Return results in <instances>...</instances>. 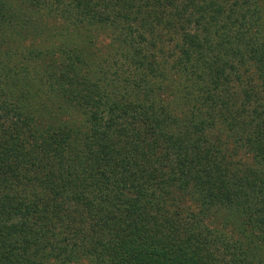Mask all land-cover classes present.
I'll use <instances>...</instances> for the list:
<instances>
[{"label":"trees","instance_id":"obj_1","mask_svg":"<svg viewBox=\"0 0 264 264\" xmlns=\"http://www.w3.org/2000/svg\"><path fill=\"white\" fill-rule=\"evenodd\" d=\"M82 263L264 264V0H0V264Z\"/></svg>","mask_w":264,"mask_h":264},{"label":"rangeland","instance_id":"obj_2","mask_svg":"<svg viewBox=\"0 0 264 264\" xmlns=\"http://www.w3.org/2000/svg\"><path fill=\"white\" fill-rule=\"evenodd\" d=\"M103 38H104V37H103ZM105 42H107V41H106V39L104 38V43H105ZM82 264H84V263H82Z\"/></svg>","mask_w":264,"mask_h":264}]
</instances>
